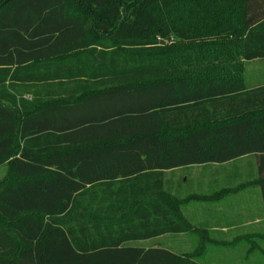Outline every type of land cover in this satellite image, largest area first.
<instances>
[{"label":"trees","instance_id":"trees-1","mask_svg":"<svg viewBox=\"0 0 264 264\" xmlns=\"http://www.w3.org/2000/svg\"><path fill=\"white\" fill-rule=\"evenodd\" d=\"M170 34L264 60V0H0V264H200L132 245L192 229L167 171L251 156L264 205V87L167 79ZM64 83L51 104L3 91Z\"/></svg>","mask_w":264,"mask_h":264},{"label":"rangeland","instance_id":"rangeland-1","mask_svg":"<svg viewBox=\"0 0 264 264\" xmlns=\"http://www.w3.org/2000/svg\"><path fill=\"white\" fill-rule=\"evenodd\" d=\"M90 44L102 43L111 45L113 40L105 32L87 31ZM157 43L164 48V58L167 64L165 77L167 79L175 78H198L228 76V74H239L244 79L248 89L264 87V61H253L245 63L237 57L234 45L227 46L226 42H220L216 45L211 43L203 44L202 41L191 39H181L172 34L163 38H157ZM237 43V42H236ZM229 50V51H228ZM227 51V52H226ZM217 57V60H215ZM77 87L76 84L64 83L61 86H50L34 88L30 86H6L3 91L15 95L27 101L37 99L43 104H51L66 99L67 91ZM11 160L6 161L0 166V182L10 176ZM230 174H237V181L227 183L225 179ZM217 178L219 188L232 187L237 184L250 185L255 178L254 160L252 158L243 159L232 164L224 166L203 165L181 168L163 173L164 191L159 195L160 200L168 205L174 212L172 203L181 201L179 206L180 214L182 211L190 209L194 213L203 212L207 203L214 199L213 188L208 179ZM228 180V179H227ZM229 182V181H228ZM254 184V183H252ZM234 191H220L216 193L218 198H223L227 193ZM212 194V195H211ZM101 196V194H100ZM170 198V200L168 199ZM89 206L82 204L77 211L82 212ZM205 216V213H201ZM89 222H106V219L92 217L85 212ZM195 217L196 214H194ZM184 218V217H183ZM192 228L183 238H174V235L154 239L146 243H134L136 247L149 248L152 246L165 247L171 252L178 253L180 256L188 257L192 261L200 264H245L246 252H249L251 246L247 243H240L235 247H207L206 231L201 228H195L188 219L184 218ZM203 234V235H202ZM206 250V251H205ZM251 253V252H249ZM260 256L259 251H254ZM255 264V263H253Z\"/></svg>","mask_w":264,"mask_h":264},{"label":"crops","instance_id":"crops-1","mask_svg":"<svg viewBox=\"0 0 264 264\" xmlns=\"http://www.w3.org/2000/svg\"><path fill=\"white\" fill-rule=\"evenodd\" d=\"M255 61H264V60H255ZM245 62V63H252ZM252 158L254 160V169H255V178L251 181V184L240 185L230 187H221L219 188L217 178L208 179V183H211L213 188L212 194L214 199L207 203V207L203 212H197L192 215L190 209L186 212L182 211L183 217L188 219L193 226L196 228H201L206 231L207 237V247H222L229 248L235 247L240 243H247L251 246L249 252H246L245 264H264V205L262 202L260 190L255 184L258 172H257V163L253 157H244L237 159L235 161L219 165L224 166L232 164L234 162ZM218 166V165H215ZM228 179V180H227ZM229 181V182H228ZM237 181V174H230L225 179L227 183H234ZM164 182V180H163ZM254 183V184H252ZM165 188V187H164ZM220 191H234L233 193H227L225 197L218 198L216 193ZM211 194V195H212ZM201 213H205V216ZM196 214L197 217L194 216ZM185 234L174 235V238H183ZM170 236L164 235L155 239L162 237ZM147 240L143 243L152 241ZM139 243V242H137ZM142 243V242H141ZM134 244V243H132ZM134 246V245H133ZM160 247L167 250L165 247L161 246H152ZM259 251V255H256L254 251ZM171 252L170 250H168ZM206 251V250H205ZM174 253V252H171ZM179 255L178 253H174Z\"/></svg>","mask_w":264,"mask_h":264}]
</instances>
